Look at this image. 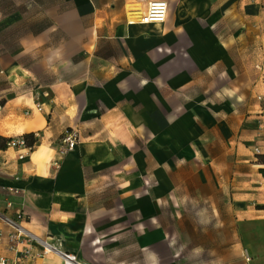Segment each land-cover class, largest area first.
<instances>
[{
  "label": "crops",
  "instance_id": "0c3cea01",
  "mask_svg": "<svg viewBox=\"0 0 264 264\" xmlns=\"http://www.w3.org/2000/svg\"><path fill=\"white\" fill-rule=\"evenodd\" d=\"M248 1L261 94L264 0ZM129 2L0 0V142L25 132L40 135L23 158L20 150L0 148V209L9 215L25 212L30 231L54 236L86 264H119V256L134 260L136 251L132 257L118 247L126 240L137 243L141 254L142 222L136 212L156 209L159 191L174 187V171L182 170V178L187 174L174 143L184 148L198 135V124L212 137L237 138V116L221 106L207 107L205 88L192 96L169 74L159 84L157 58L149 51L135 53L137 23H129L147 6L130 11ZM175 22L172 17V33L184 32L185 26ZM19 30L12 43L3 39L4 33ZM255 112L247 116L255 123L246 124H258V166L264 168L259 101ZM71 128L79 130L80 141L62 155L57 145ZM143 177L165 185L143 189ZM8 186L18 193L7 191ZM254 221L264 225V208L255 209ZM144 251L147 264L155 261L153 247Z\"/></svg>",
  "mask_w": 264,
  "mask_h": 264
},
{
  "label": "rangeland",
  "instance_id": "374dc122",
  "mask_svg": "<svg viewBox=\"0 0 264 264\" xmlns=\"http://www.w3.org/2000/svg\"><path fill=\"white\" fill-rule=\"evenodd\" d=\"M167 1L166 22L133 24L138 30L135 53L156 56L159 84L169 74L192 96L205 88L207 107L221 106L237 116L233 131L237 138L212 137L204 124H198V135L184 148L174 143L173 151L187 174L182 178V170L174 171V187L159 191L156 209L136 212L142 222V255L137 243L121 241L123 255L133 257L136 251L138 257L119 256L118 263L147 264L144 250L150 246L156 250L151 264H264V225L254 221L255 209L264 204L263 166H258L256 151L261 150L256 143L260 134L258 124H246L255 123V117L247 116L256 115L259 95L249 1ZM147 5L148 0H130L127 9L140 11ZM172 17L177 26H185L184 32L172 33ZM20 31L4 33L3 39L12 43ZM148 57L143 59L147 66ZM162 184L155 177L142 178L143 189Z\"/></svg>",
  "mask_w": 264,
  "mask_h": 264
},
{
  "label": "built area",
  "instance_id": "2783aa9c",
  "mask_svg": "<svg viewBox=\"0 0 264 264\" xmlns=\"http://www.w3.org/2000/svg\"><path fill=\"white\" fill-rule=\"evenodd\" d=\"M169 11L167 0H151L147 8L129 23H163ZM260 114L264 116V93L258 95ZM2 105L0 103V111ZM80 141V132L76 128L68 129L57 145V151L65 155L76 148ZM36 145L29 146L22 136L12 138L7 148L20 150V158L26 151H33ZM25 151V152H24ZM257 154L260 150H256ZM7 191L18 193L14 186ZM27 214L23 211L9 215L0 209V264H86L75 251L63 248L54 236L40 237L25 225Z\"/></svg>",
  "mask_w": 264,
  "mask_h": 264
},
{
  "label": "trees",
  "instance_id": "16d2710c",
  "mask_svg": "<svg viewBox=\"0 0 264 264\" xmlns=\"http://www.w3.org/2000/svg\"><path fill=\"white\" fill-rule=\"evenodd\" d=\"M22 137L24 138L25 142L29 146H34L37 145L40 141V135L37 132L31 131V132H25L22 134ZM12 138H6V137H1V142H0V148H7L8 142ZM260 155V153H258ZM261 171L264 174V168H261ZM257 208H264V204H261L260 206H257Z\"/></svg>",
  "mask_w": 264,
  "mask_h": 264
}]
</instances>
